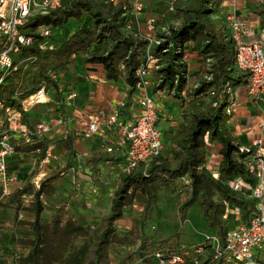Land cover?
<instances>
[{
	"label": "trees",
	"instance_id": "trees-1",
	"mask_svg": "<svg viewBox=\"0 0 264 264\" xmlns=\"http://www.w3.org/2000/svg\"><path fill=\"white\" fill-rule=\"evenodd\" d=\"M212 3L213 0H196L193 5L181 8L184 13L182 22L178 26H169L165 32L158 34L162 40L149 48V52L158 58L150 70V79L154 83L153 91L164 90L181 106L187 102L186 97L190 100L199 98L198 106L185 110L184 121L170 137H162L163 148L160 154L147 163L139 164L133 170L119 174L109 209L93 226L86 225L82 216L69 213L66 202L53 210L47 224L42 222L41 196L46 193L45 185L51 184L66 166H74L72 140L67 135L64 140V164L58 171L47 176L35 190L27 181L0 199V208L7 201H14V213L17 216L21 209V196L32 194L28 208L31 213V220L28 222L31 238L21 240L28 247V251L20 254L15 247L8 250L7 254L12 258V263L110 264L109 248L112 242L133 245L138 240L132 229L122 236L115 232V223L123 216L124 208L133 204L136 192L145 198L143 218L147 216L159 193L177 194L181 197L176 209L179 223L173 234L157 241H152L150 236L145 235L137 247L138 251L147 252V255L154 250H162L164 253L176 252L184 257V262L180 264H210L213 259L215 264H224V260L236 261L228 260L222 253L225 236L234 228L224 215L226 208H237L241 224L247 225L251 217L258 213L257 199L251 194L257 182V172L252 158L254 149L250 144H237L227 132L226 123L230 116L227 109L231 103L232 88L240 84L245 85L247 77L246 73L235 65L234 48L230 38L209 22L208 15ZM129 9L128 6H112L108 2L61 0L58 8L47 14L32 16L27 25L31 28L40 24L46 25L50 29V35L46 38L38 36L33 45L20 49L15 56V62L25 57L34 60L21 63L16 71L5 77L0 83V100L15 103L42 85L49 96L50 89L57 93L61 68L70 56L82 54V62L101 64L108 80L117 81L120 76L124 77L126 103L123 108L127 107L131 103V97L137 92L138 77L135 71L144 64L147 54V41L134 37L125 30L123 13ZM84 18L88 19L85 25L68 31L67 24L70 21L81 23ZM62 29L64 36L54 37L55 30ZM46 41L51 42L53 48L40 50L38 43ZM186 42H191L192 50L205 60L202 72L193 76L194 83L191 86H187V58L183 57L185 52L188 53L184 47ZM183 91L186 92V97L182 96ZM54 99L58 101L57 94ZM16 105L18 106V103ZM168 138L169 145L166 148ZM35 142L16 145V149H39L42 156L46 142L41 139ZM209 143L219 144L218 153L221 158L217 176L205 166V148ZM240 148L244 150L241 151ZM113 157L108 153L94 152L87 158V162L92 164L94 175L97 177V164ZM236 179L242 184L240 189L234 190L231 182ZM215 193L218 194V199L214 198ZM194 202L198 204L205 227L213 231L209 235L218 238L216 246L209 245L212 242H205L202 253L189 250L188 246L196 243L185 244L184 247L176 245L185 211ZM79 234L91 237V243L82 259L67 254L73 237ZM205 234L207 233L203 234L201 242H204ZM9 236L5 238L9 240L10 245L12 236ZM6 245L3 246L0 241L2 264H7L3 259V247L8 246ZM207 248H210L211 253L205 256ZM184 251L190 252L189 261H186ZM260 252L255 259L258 264H264V242ZM134 253V250H127L115 264L131 263ZM148 257L159 264L153 257Z\"/></svg>",
	"mask_w": 264,
	"mask_h": 264
},
{
	"label": "crops",
	"instance_id": "crops-1",
	"mask_svg": "<svg viewBox=\"0 0 264 264\" xmlns=\"http://www.w3.org/2000/svg\"><path fill=\"white\" fill-rule=\"evenodd\" d=\"M97 1L98 3L106 2L104 0ZM195 2L196 0H142L143 8L141 13L138 15H133L129 11L123 13V16L125 17V30L127 33L137 38H145L150 35L157 36L158 34L165 32L169 26H178L184 18V13L180 9L193 5ZM129 3L130 0H116L112 6L130 7ZM210 7L211 12L208 15L209 22L224 36H227L229 39L230 29L226 16L232 14L246 22L248 25V34L246 38L250 40H259L264 48V0H213ZM149 16H154L156 18L154 31H150L146 24V19ZM184 47L188 50V57L186 59L187 86H191L194 83L193 76L202 72L205 60L201 55L192 50L191 42H186ZM81 57L82 54L70 56L65 66L61 68L60 73L58 74V101H56L54 97L51 98L49 96L47 100L35 104V108L34 106H31L23 111V122L29 128H33L39 122H45L50 125L49 132L45 134L41 140H44L46 143H53L54 158L48 164L40 165L41 152L39 149L32 151H22L17 149L16 153L8 156L6 159L8 171L13 172L18 176V180L15 183V186L10 188V192L15 188L21 187L27 181L32 182L39 173L41 174L43 172V170H50V166L54 167L53 162L61 157L62 165L58 168L59 170L64 164V140L67 135H69L72 140L74 166H66L61 173L66 169H69V167L74 173L77 167L75 160L77 156L80 155L84 156L83 160L87 164H90L93 170L92 164L87 162V158L94 152L108 153L109 155L114 156L111 160L101 161L97 164L98 176L96 177L94 175L95 179H99L101 173H107L105 165H109V172L111 174L114 173L117 179L119 174L122 173L121 167L125 162L127 145H116L117 140L121 138V133L117 128L114 126L111 130H104L101 133L88 135L84 132L81 122L98 110H102L103 114L107 115L111 112L118 99L123 98L126 101V84L124 82V77L120 76L117 81L108 80L105 77V72L101 64L82 62ZM71 91L75 92L76 96L73 99L68 100L67 96ZM148 91L150 94H153L152 88L148 89ZM185 93L186 92L183 91L182 96L186 97ZM230 98L231 102L236 104V107L230 114L226 123L228 134L234 138L235 142L239 145H248L251 144L253 140L259 139V148L264 154V97L258 101L250 99L247 96L245 85L240 84L232 88ZM155 103L158 112L157 126L161 130L162 137H170V134L173 133L177 126L184 121L183 113L186 110V103L182 106L179 105V103L176 104L174 97L167 92H164L160 98H156ZM28 110H31V112H33L36 117H40L41 120L31 122L26 115ZM137 111V105L131 102L127 107L123 108L119 119L124 124H130L134 121ZM163 115H170L171 119H163ZM107 144L112 145L113 151L106 152L103 149V146ZM218 148V143H209L205 148V166L214 176H217V168L221 158L218 153ZM194 203L197 204V202ZM190 207L191 205L186 209L185 219L179 227V235L176 245L198 243L203 240L204 229L201 226V221L203 219L200 210L198 209L196 211L195 221H191L188 216V210ZM224 216H227L228 223L231 227L241 225L237 208H226ZM122 218L123 216L117 222ZM83 219L85 220L84 217ZM2 226L4 227L0 229L3 231L2 234L0 233V241L3 246L6 244L10 246L8 243L9 240L5 237L10 235L7 231L11 233L13 232V223L9 222L8 219V221L2 224ZM126 229L125 232L130 230L129 227ZM125 232H123V234ZM123 234L118 236H122ZM172 234H169L168 236ZM145 235L149 236V234ZM145 235H143V237ZM168 236L162 237L158 240L165 239ZM151 240L157 241L153 239ZM140 241L141 239L138 237L135 244L128 245L130 246L128 250L135 251L133 260L129 264H157L155 260L148 257L147 252L137 250ZM210 253V248H207L205 256ZM122 254L115 258L114 261H112L110 257V264H115ZM183 254H185V257L187 258L186 261H189V257L191 256L190 252L184 251ZM260 254L261 252L259 251L256 256ZM210 264H215V259H213ZM224 264L244 263L241 261L224 260Z\"/></svg>",
	"mask_w": 264,
	"mask_h": 264
},
{
	"label": "built area",
	"instance_id": "built-area-1",
	"mask_svg": "<svg viewBox=\"0 0 264 264\" xmlns=\"http://www.w3.org/2000/svg\"><path fill=\"white\" fill-rule=\"evenodd\" d=\"M113 4L116 0H104ZM61 0H0V83L6 76L17 70L21 63L32 61L34 58L25 57L15 62V56L22 47L34 44L37 37L46 38L50 35L48 26L40 24L31 28L27 25L28 20L38 14H47L60 6ZM129 12L133 15L141 13L143 8L142 0H130ZM172 9V8H170ZM155 17L149 16L146 24L150 31H154ZM230 33L229 38L234 48V62L236 67L246 73L247 81L245 90L247 96L258 101L264 97V48L259 40H250L248 25L232 14L226 16ZM147 41L146 58L144 64L139 66L135 74L138 77L136 83L137 92L131 97L138 111L135 119L130 124H124L120 119L121 109L125 106V99H118L115 106L107 115L98 110L81 122L86 134L101 133L104 130H111L114 126L121 133V138L116 145L126 144L125 162L121 171H129L139 164L149 162L153 157L160 154L163 143L162 133L157 126L158 112L155 103L156 98L164 94V90H155L150 94L148 89L154 86L150 79V70L157 62V57L149 52L152 45L159 44L161 37L150 35L144 38ZM40 50L52 49L53 44L49 41L39 42ZM184 58L188 53H184ZM75 92H69L67 98L73 99ZM49 93L45 86H40L27 96L18 99L15 103H8L0 100V199L10 193V188L18 180V176L8 171L6 159L17 152L16 145H28L41 139L50 130V125L45 122L37 123L29 128L22 119V112L27 108L47 100ZM18 103V106L16 105ZM236 104L231 102L227 111L231 114ZM163 119L170 120V115H163ZM60 122V121H59ZM260 140L256 139L250 144L254 149L252 154L254 167L257 172V182L251 190V194L257 199L258 213L251 217L247 225H238L230 229L222 245V253L228 260L241 261L244 264H258L256 254L263 247L264 242V154L259 148ZM106 152L113 151L112 145H104ZM241 151L244 150L240 148ZM54 145L46 143V148L40 158V165L51 162L54 158ZM239 179L231 182L234 190L240 189ZM205 242H216L218 238L205 234L204 242L192 244L189 250L195 253L204 251ZM182 245L181 247H184ZM148 256L153 257L159 264H180L184 262L182 254L176 252L164 253L162 250L151 251ZM2 264V263H0Z\"/></svg>",
	"mask_w": 264,
	"mask_h": 264
},
{
	"label": "rangeland",
	"instance_id": "rangeland-1",
	"mask_svg": "<svg viewBox=\"0 0 264 264\" xmlns=\"http://www.w3.org/2000/svg\"><path fill=\"white\" fill-rule=\"evenodd\" d=\"M98 3L97 0H92ZM88 22L87 18L81 23H75L70 21L67 24L68 31H73L76 28L85 25ZM64 36V29L55 30L54 37L61 38ZM51 98L56 94L54 89L51 90ZM174 100H176L174 98ZM186 110L193 109L198 106L200 99L190 100L186 97ZM38 104V103H37ZM176 104H178L176 100ZM35 108V105H33ZM26 115L31 122L41 120L40 117H36L31 110H28ZM169 138L166 139L165 147L169 145ZM61 143V142H60ZM84 156H77L76 169L74 173L71 168L66 169L61 173L51 184L45 185L46 193L41 196V202L43 205L42 210V222L47 224L49 215L53 210L62 204L67 203V211L74 215H81L85 218L84 223L89 226L95 225L100 217L107 213L112 192L116 187L117 177L114 173L109 172V165H105L106 174L101 173L99 179H95L93 170L90 164H87L83 160ZM51 165V164H50ZM54 167L50 166V170H43V172L33 179L31 188L35 190L39 184L49 175L53 174L62 165V158H58L53 162ZM69 170V171H67ZM15 186L13 184L11 187ZM214 198L218 199L217 193L214 194ZM181 197L179 195H171L169 193H159L156 200L151 205L149 212L145 218H143L144 197L136 192L133 204L124 208L123 218L116 223V234L120 235L130 228L134 230L135 235L142 239L143 235L149 234L153 240H158L162 237L168 236L174 232L176 225L179 223L177 215V204L180 202ZM32 201V194H24L21 196V209L18 215L14 213V201H7L4 206L0 208V229L3 228L2 224L8 221L13 223V232L7 231L11 237L10 247H3V259L7 264L12 263V258L7 254V251L16 248L20 254H24L28 251V247L21 242V240L31 238V231L28 222L31 220V213L29 207ZM196 203L191 205L188 210V216L191 221H195L196 211L198 210ZM202 220V219H200ZM201 226L204 229V233L212 234L213 231L205 227L203 220ZM196 223V222H195ZM2 234L3 231L0 230ZM91 243V237L86 234L75 235L71 241V244L67 250V254L72 255L78 259H82ZM216 242H212L209 245L216 246ZM130 246L118 244L112 242L109 251L111 260L114 261L120 254L128 250Z\"/></svg>",
	"mask_w": 264,
	"mask_h": 264
}]
</instances>
